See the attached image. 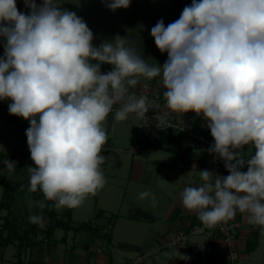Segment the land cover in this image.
Segmentation results:
<instances>
[{"label": "clouds", "instance_id": "9594fccd", "mask_svg": "<svg viewBox=\"0 0 264 264\" xmlns=\"http://www.w3.org/2000/svg\"><path fill=\"white\" fill-rule=\"evenodd\" d=\"M102 2L113 12L130 6V0ZM24 5L27 14L18 10L17 0H0V101L10 100L9 114L29 121L25 134L35 166L27 167L28 190L44 196L29 209L43 210L46 201L57 210L76 207L104 186V122L118 105L115 122L134 114L141 124L149 123L152 103L141 78L159 76L167 108L206 121L214 139L208 152L229 173L200 170L203 183L180 192L182 206L204 228L227 223L239 211L248 224L264 229V0H191L167 26L159 20L150 34L167 53L162 66L150 64L128 36L117 34L94 46L86 22L59 0ZM103 64L112 70L102 73ZM247 145L254 154L246 159ZM3 164L8 174L16 172L15 161ZM146 198L156 206L154 193L139 194ZM28 219L45 226L42 215ZM164 255L191 259L178 248Z\"/></svg>", "mask_w": 264, "mask_h": 264}, {"label": "crops", "instance_id": "0c3cea01", "mask_svg": "<svg viewBox=\"0 0 264 264\" xmlns=\"http://www.w3.org/2000/svg\"><path fill=\"white\" fill-rule=\"evenodd\" d=\"M86 1L89 9H95L96 0ZM132 1L136 2V0ZM145 2L151 5L149 11H151L152 19L141 18L138 24L132 14L145 10L143 9L144 2H140L142 10L133 9V7L129 10L131 11L130 17H134L131 18L130 25V20L123 22L117 18H114V23L124 25L126 30H131V25L134 24L142 28H147V26L152 28L162 19L167 26L180 17L183 8L189 5L191 0H145ZM36 3L40 5L42 0H36ZM59 3L63 8L76 12L85 22L92 21L91 25H87L89 27L101 29L104 24H107L106 26L110 24L103 12L100 13V18L97 17V12L81 14L83 0H59ZM17 8L26 14L29 11L25 8L24 0H17ZM98 9H100L99 6ZM113 13L116 15V11ZM3 43V38H0L2 56ZM92 43L98 46V37ZM163 55L164 59L167 55L166 53ZM141 84L146 85L147 95L152 96L153 89L162 85L161 77L151 81L141 78ZM139 88L138 85L137 90ZM162 89L165 91L163 85ZM156 103H158V108L150 109L151 113L163 111L165 118H173L174 121L181 122L185 130L171 132L169 129H161L149 119V129L145 127L146 134L139 139L138 129L142 121L134 114H130L136 128V137L140 142L133 144L134 137H132L127 148L121 146L117 148L121 153L128 152V156L125 155L126 153L123 155L125 159H128V168L126 172L118 174L125 178L126 185L124 187H103L105 198L98 202L97 208L93 210L91 208L90 212L87 210L85 215L92 211L95 213L96 209H101V212L98 216L90 217L89 220H81L90 221L92 225L99 227L98 234L93 235L87 229L64 230L56 226L49 235H45L43 231L49 220L43 212L45 226L41 229L42 236H35L39 228L31 224L33 226L26 232L30 244L21 245L20 248L15 240H11L5 245H0L3 252L7 246L13 247H9L7 254L0 253V264H114L113 261L116 260H114L111 247L115 249V253L117 250L121 252L124 259L122 264H264V229L248 224L246 213L239 211L232 219L238 221L239 226L231 240H225L218 232L211 231L202 234H188L184 241L169 243L177 233L186 231L193 223L200 222L195 212L186 210L182 206L179 194L186 186H199L203 183L200 179V170L210 171L211 157L203 151L202 144L194 137L195 134H208L210 130L206 127V121L194 112L184 115L173 113L167 108L164 98H157ZM136 144H139V147ZM106 147L112 148L109 144ZM242 154L244 158H248L254 154V148L247 145L242 150ZM0 167L3 166L0 165ZM243 170H247L246 165ZM222 175H229L224 166ZM3 181L0 177V183ZM144 191L155 194L157 201L155 207L152 206L150 198L139 199V194ZM125 197L128 198L126 203ZM98 199L96 196V204ZM11 207L10 204L9 208H0V224L5 218H11L6 215ZM3 210L5 213H2ZM110 210L115 212L111 223L108 220L111 217ZM67 211L68 213L62 209L57 210L59 216L67 218L70 224L77 225L81 222L80 218L74 216L76 213L74 207H67ZM71 214L73 215L70 217ZM60 228L64 230V234ZM109 229L111 234L108 241L111 247L107 246L105 250L100 240L103 243L104 231ZM3 232L6 233V229ZM50 235H53L52 238L55 239L51 246L48 245ZM40 243L43 245L40 246ZM173 248H178L182 254L191 259L185 261L166 257L164 253L171 252ZM200 251L204 254L201 255ZM232 253L235 256L233 258Z\"/></svg>", "mask_w": 264, "mask_h": 264}, {"label": "rangeland", "instance_id": "374dc122", "mask_svg": "<svg viewBox=\"0 0 264 264\" xmlns=\"http://www.w3.org/2000/svg\"><path fill=\"white\" fill-rule=\"evenodd\" d=\"M140 2H144L143 9L140 7ZM98 6L100 9H98ZM95 9H89L88 3L86 0H83V6L81 14H89L93 12H97L98 16L101 17L100 13L103 12L105 19H109L110 24L106 26L104 23V26L102 28L104 29H97L96 27L92 28L91 31L94 34V40L96 37L99 39V44L105 40H111L115 35L119 34L122 37H130L132 39H135L138 44L140 45V50L143 55V57L150 63L155 64L158 63L161 66L164 64V62L167 59V56L163 59V54L157 49L154 38L151 36V27L147 26V28L138 27L136 24L131 25V30H126L123 26L119 23H114V18L120 19V21L123 22H129V25L131 24V18H136L138 24L140 23L141 18L142 19H152L151 11H149V8H151V5L149 2H145V0H136L132 1L130 0V6L126 9L121 8L116 10V15H114L113 11L108 9L105 4L102 2V0L98 1L96 0ZM131 7L138 8L142 10V12H138L136 14H132L134 17H130L131 14ZM103 8V11H102ZM147 10V11H146ZM108 15V16H107ZM111 16V17H110ZM102 20V19H100ZM105 22V21H103ZM87 25H91L92 21L87 20ZM1 55V52H0ZM167 55V53H166ZM2 56V55H1ZM112 70V65L109 64H103L101 65V72L107 73L108 71ZM156 78H159L156 77ZM154 80V78H153ZM162 86V85H161ZM11 103L10 100H4L0 101V165L3 167H0V177L3 178V180L7 181L8 187H15L12 199L10 201V204L12 205L10 211L6 212V215L9 220L5 222H1L0 228L5 227L6 229L11 228V240H15L18 247L21 248L22 246H25L26 244H30V240L26 237V232L29 231V228H31L33 225L29 222V216L31 214H38L42 215L43 210L35 207L29 209V203L32 201L42 200L43 197L37 196L36 192H30L28 189L30 187L29 183V173L27 171L28 164L24 162H19L17 160L18 152L20 151L21 147L24 144H27V137H26V129L30 126L29 121L23 119L22 117H18L15 115L9 114L8 111V104ZM118 107V106H117ZM114 112L109 114L106 121L104 122V126L107 129L108 139L107 142L104 144L101 155L105 156V161L102 165H100V168L106 178V183L103 187H124L126 185V180L123 176L118 175L120 173L126 172L128 168V159L124 158L123 155L128 156V152H120L118 151V147L121 146L123 148H127L131 142L132 137V143L140 142V140L136 137V128L134 126V121H132L130 115L128 119L122 122H115L114 121ZM113 124H115V129L113 130ZM107 144L111 145L112 148L106 147ZM114 147V148H113ZM2 151V152H1ZM11 154V157H8L6 155ZM116 153V154H115ZM5 159H9L10 161L16 162V172L13 174H8L6 170V166L3 164V161ZM21 185H23V190H21ZM103 187L98 189L94 194H89L83 202L79 205L74 207L75 208V215L76 218H80L81 220H89L90 217H93L95 213L92 211L88 215H85V212L88 210L90 212V209L97 208L98 202H101L102 199L105 198L106 194H104ZM3 194V183H0V197ZM96 196L99 198L96 204ZM125 203L128 199L127 197L124 198ZM133 204V203H131ZM134 205V204H133ZM113 206V205H112ZM67 209V207L62 208V211ZM61 210V209H59ZM2 213H5L3 210ZM111 213V217L108 219L110 220L109 223H111L114 220L115 212L113 210H110L109 214ZM108 214V215H109ZM73 214L70 215V217ZM2 220V219H1ZM31 225V226H30ZM38 229L36 231L35 236H42V228L37 225ZM47 227V226H46ZM26 228V229H25ZM1 230V229H0ZM60 231H64L62 228H60ZM45 233V231H43ZM50 234V233H49ZM64 234V232H63ZM31 235V234H30ZM49 241L48 245L51 246L54 242L53 235L48 236ZM101 238V237H100ZM100 240V243L103 244L104 249L106 250L107 246L111 247V243L104 238ZM33 241V240H32ZM45 245L46 242L44 241ZM40 246L43 245L42 243L39 244ZM2 246V245H1ZM0 246V248H1ZM10 246L6 247V250L3 252V249H0V253L3 252V254H7ZM3 248V247H2ZM13 248V247H10ZM16 248V247H15ZM112 249V253L114 256L113 261L114 264H122V261L124 260L122 258L121 252L118 250L115 253V249ZM23 250V249H21ZM6 259V258H5ZM6 262V260H5Z\"/></svg>", "mask_w": 264, "mask_h": 264}, {"label": "built area", "instance_id": "2783aa9c", "mask_svg": "<svg viewBox=\"0 0 264 264\" xmlns=\"http://www.w3.org/2000/svg\"><path fill=\"white\" fill-rule=\"evenodd\" d=\"M163 92L164 90L162 89V86H156V88H154L152 91V96H148V100L152 103V109L158 108V103H156V100L157 98H163ZM146 116L148 118V121L149 119H151L153 124L158 128L169 129L171 132L185 130V127L181 122L174 121L173 118H165V113L163 111L151 113L149 109V111L146 113ZM140 124L138 129V137L139 139H142L144 134H146L145 127H148L149 129L150 122L147 124ZM194 137L202 144L203 151L205 153H208L211 157L210 171L223 176L222 168L224 166V161L216 157L214 154L208 152L209 147L214 144V139L211 136L210 131L208 132V134H195ZM136 146L139 147V144H136ZM238 226L239 222L235 220H230L227 223H219L213 228H204L201 222H196L190 225L186 231H180L179 233H177L175 237H173L172 240L169 241V243L173 244L174 241H184L187 239L188 234H202L211 231L218 232L225 240H231ZM200 254L203 255V251H200ZM231 257H235L234 253L231 254Z\"/></svg>", "mask_w": 264, "mask_h": 264}, {"label": "trees", "instance_id": "16d2710c", "mask_svg": "<svg viewBox=\"0 0 264 264\" xmlns=\"http://www.w3.org/2000/svg\"><path fill=\"white\" fill-rule=\"evenodd\" d=\"M6 155L8 157H11V154L10 155L6 154ZM16 158L19 162H24V163L28 164L29 166H33V167L35 166L34 162L30 158V151H29L27 144H24L21 147L20 151L18 152V156ZM2 183H3V194L0 197V208H2V207L9 208L10 201L12 199L15 187H13V185H12V187H10V186L8 187L7 181H5V180ZM36 194H37V196L43 197V199H44L43 193L40 190H37ZM46 204L48 206L43 209V212H44L45 216L48 218L49 223H48L47 227L45 228V233H44L45 235H49V233L56 226H60L64 230L69 229V228H73L74 230L87 229L90 232H92L93 235L98 234L99 227H97L96 225H92L90 223V221H81L77 225H72L67 220V218H64L63 216H59L57 210L53 206L52 201H46ZM66 212L68 213L67 209H65V213ZM100 212H101V209H96L95 216H98V214ZM6 221H8L7 218L4 219V224ZM0 229H1L0 230V245H5L11 241V236H10L11 234L10 233L12 230L10 228V225H9L8 229H6L5 227H1ZM4 229H6V233L3 232ZM110 234H111L110 229L104 231V236L107 240L110 239Z\"/></svg>", "mask_w": 264, "mask_h": 264}]
</instances>
